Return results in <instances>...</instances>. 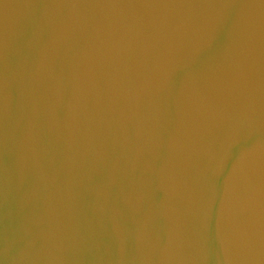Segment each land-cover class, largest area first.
<instances>
[{
    "label": "water",
    "instance_id": "water-1",
    "mask_svg": "<svg viewBox=\"0 0 264 264\" xmlns=\"http://www.w3.org/2000/svg\"><path fill=\"white\" fill-rule=\"evenodd\" d=\"M0 264H264V0H0Z\"/></svg>",
    "mask_w": 264,
    "mask_h": 264
}]
</instances>
